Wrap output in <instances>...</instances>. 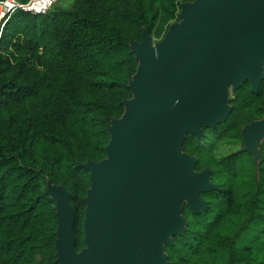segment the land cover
I'll use <instances>...</instances> for the list:
<instances>
[{
    "label": "trees",
    "instance_id": "trees-1",
    "mask_svg": "<svg viewBox=\"0 0 264 264\" xmlns=\"http://www.w3.org/2000/svg\"><path fill=\"white\" fill-rule=\"evenodd\" d=\"M57 1L43 14L14 10L0 37V264H58L47 183L66 191L74 250L84 247L83 165L105 158L109 127L132 98V44L143 32L159 40L193 0ZM262 70L254 91L247 79L234 88L226 117L209 130L215 139H238L261 119L264 62ZM179 148L195 158L194 171H209L213 187L198 194L203 209L181 204L184 227L163 245L166 261L264 264V138L254 154L215 158L185 132Z\"/></svg>",
    "mask_w": 264,
    "mask_h": 264
},
{
    "label": "water",
    "instance_id": "water-1",
    "mask_svg": "<svg viewBox=\"0 0 264 264\" xmlns=\"http://www.w3.org/2000/svg\"><path fill=\"white\" fill-rule=\"evenodd\" d=\"M178 16L159 40L143 32L132 44L139 59L132 98L109 127L105 158L83 165L90 187L77 252L68 195L46 184L55 203L58 264H169L163 244L185 223L180 192L192 212L205 207L198 194L213 187L209 171H194L195 158L179 144L185 132L198 138L201 125L212 128L226 117L230 82L232 93L244 79L251 91L258 87L264 0H193ZM263 128L264 109L242 129Z\"/></svg>",
    "mask_w": 264,
    "mask_h": 264
},
{
    "label": "rangeland",
    "instance_id": "rangeland-1",
    "mask_svg": "<svg viewBox=\"0 0 264 264\" xmlns=\"http://www.w3.org/2000/svg\"><path fill=\"white\" fill-rule=\"evenodd\" d=\"M56 4H59L60 6H64L66 4V0H58ZM260 59L261 62H263L264 56H261ZM232 89H233V83L230 82L226 87V99H230L232 97ZM126 112L128 113V109H126ZM201 127L204 126L201 125ZM204 129L205 130L204 131L202 130L201 135L198 138L196 137L199 147L205 150L206 152L210 153L211 155H213V157L215 158L222 157L228 153L240 149H246L247 151L255 152L257 145L264 138V128L260 131H254V130L245 131L244 129H242L240 133V138L222 139V140H217L212 136V134L209 132L211 127L207 126L204 127ZM185 201L186 200L183 194L180 192V200L177 205L178 212H179V208L181 207V204L185 203Z\"/></svg>",
    "mask_w": 264,
    "mask_h": 264
},
{
    "label": "built area",
    "instance_id": "built-area-1",
    "mask_svg": "<svg viewBox=\"0 0 264 264\" xmlns=\"http://www.w3.org/2000/svg\"><path fill=\"white\" fill-rule=\"evenodd\" d=\"M56 0H27L19 3L16 0H0V37L9 15L16 9L32 14H43Z\"/></svg>",
    "mask_w": 264,
    "mask_h": 264
}]
</instances>
